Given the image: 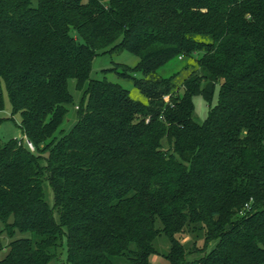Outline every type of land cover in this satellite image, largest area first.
<instances>
[{"label": "trees", "instance_id": "1", "mask_svg": "<svg viewBox=\"0 0 264 264\" xmlns=\"http://www.w3.org/2000/svg\"><path fill=\"white\" fill-rule=\"evenodd\" d=\"M124 50L144 101L91 75ZM3 82L23 136L0 142V233L22 236L0 264H50L64 236L72 264H152L161 236L169 264H264V0H0V111Z\"/></svg>", "mask_w": 264, "mask_h": 264}, {"label": "rangeland", "instance_id": "2", "mask_svg": "<svg viewBox=\"0 0 264 264\" xmlns=\"http://www.w3.org/2000/svg\"><path fill=\"white\" fill-rule=\"evenodd\" d=\"M193 60L188 57H178L170 61L165 66L161 67L158 70V74L163 77H170L176 72H181V76L186 75L188 73L187 65H190ZM139 62V57L132 54L129 51L122 52H113L100 54L95 56L92 64V72L91 75L96 79H104L106 78L109 81L116 82L121 84L123 87L129 90L131 96L135 100L144 101L146 98L143 93L135 86V83L132 79H126L125 77L119 75L117 71L126 70V67L133 68ZM109 68H115L109 69ZM128 68V69H129ZM117 70V71H116ZM130 71V70H129ZM131 74L134 72L130 71ZM138 77H142L140 73H134ZM71 90L75 93L76 103L71 107V111L69 113V121L64 124V127L69 130L72 125L77 121V104L81 99V93H78L75 90V81H71L70 83ZM2 93H3V102L4 108L0 111V142H4L12 137H22L23 133L21 128L19 127L21 116L16 113L13 114V108L11 104L10 97L7 92L5 82L2 83ZM220 98V84H217L213 95L211 98H208L205 93L201 92L200 94L194 97V112L193 119L199 123L203 124L207 120L210 110L212 107L216 106L219 102ZM13 116V117H11ZM47 197L51 200L52 196L50 190H47ZM3 228V225L0 223V229ZM21 234H17L14 238H10L5 231H1L0 233V259L4 258L8 253L10 247L9 244L12 240L21 237ZM184 241H186V247L191 249L193 247V239L184 237ZM62 245L55 252L54 259L50 262V264H72L68 260L67 254V242L66 237H63ZM154 247L157 249V254L151 256L152 264H169L166 261L165 256L170 249V243L165 236H161L157 238L153 242ZM198 246H203L204 241L202 239L198 240ZM198 253L192 254L191 257L197 256Z\"/></svg>", "mask_w": 264, "mask_h": 264}, {"label": "built area", "instance_id": "3", "mask_svg": "<svg viewBox=\"0 0 264 264\" xmlns=\"http://www.w3.org/2000/svg\"><path fill=\"white\" fill-rule=\"evenodd\" d=\"M27 144L32 150H35V147L31 141L27 140Z\"/></svg>", "mask_w": 264, "mask_h": 264}]
</instances>
